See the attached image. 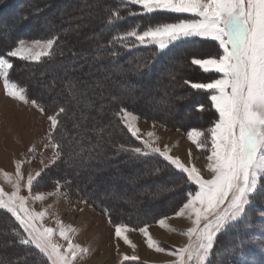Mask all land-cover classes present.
Wrapping results in <instances>:
<instances>
[{
    "label": "snow or ice",
    "instance_id": "obj_1",
    "mask_svg": "<svg viewBox=\"0 0 264 264\" xmlns=\"http://www.w3.org/2000/svg\"><path fill=\"white\" fill-rule=\"evenodd\" d=\"M131 6H138L142 15L187 14L191 18L149 23L139 28L133 25L118 30L117 26L126 17L138 14ZM104 30L114 32L108 43L119 46L109 49L113 57L119 56V48L131 50L137 46L153 47L155 56L170 50L178 42L194 37L215 41L222 50L215 56L193 57L190 60L203 73H216L219 78L209 82L184 80V84L191 89L209 94L210 107L197 104L193 106L196 111L203 113L214 108L218 113L211 126L192 128L187 133L197 149L209 153L206 159L210 179H206L194 164L186 165L179 157L171 155V149L161 150L154 146L156 137L153 132L147 134L149 139L142 138L136 123L139 118L134 113L123 107L114 113L123 128L140 143V146L119 143L115 145L118 150L138 156L158 155L167 165L183 174L184 183L195 189L185 191L186 201L175 213L176 217H186L192 225L181 233L188 237L184 247L175 250L161 247L150 234L148 224L139 228L117 224L115 237L135 249L136 245L129 239L128 233L139 231L146 238L149 248L175 258L171 264H212L217 237L245 220L247 211L256 203L257 193L264 190V0H120L119 5L108 8ZM58 41L59 36L31 41L18 39L13 48L0 53V79L7 97L35 107L50 122L45 147L53 149V156L44 168L65 165L73 169L82 157V139L79 132L69 137L68 122L72 119L73 127L80 129L86 123L85 117L81 115L80 122H75L74 115L65 104L46 108L41 102L42 97L30 98L27 86L11 79L14 70L12 58L36 63L42 58L50 59ZM150 62L137 67H147ZM67 91L72 102L78 105L82 101V92L73 82H68ZM89 131L96 135L98 143L105 140L111 143V132L103 124L95 125ZM29 152L34 158L35 148H30ZM188 154L191 156L190 150ZM22 164V161H16L14 176L2 172L13 191L8 193L0 187V210L9 213L18 224V228L12 229L16 242L21 246H33L46 258L47 264H77L78 258L89 252V249L73 242L71 234L78 230L66 226L59 219L55 229L47 227L43 223L46 212L29 207V201L43 202L53 196H67L68 193L61 190L70 189L72 182L64 178L63 183L55 181L51 191L34 192V188L41 183L39 178L44 169L25 177ZM177 186L183 185L163 190L174 191ZM24 188L28 196L21 195ZM82 202L88 203L87 200ZM169 219L171 217H162L157 224L161 228H169L166 223ZM258 220L264 233V207L258 210ZM57 234L67 242L66 246L54 240ZM251 248L264 252V234L244 233L230 247L233 264H245V250ZM137 259L135 255L123 257L124 261Z\"/></svg>",
    "mask_w": 264,
    "mask_h": 264
},
{
    "label": "trees",
    "instance_id": "obj_2",
    "mask_svg": "<svg viewBox=\"0 0 264 264\" xmlns=\"http://www.w3.org/2000/svg\"><path fill=\"white\" fill-rule=\"evenodd\" d=\"M100 1L0 0V53L13 48L18 39L33 40L59 36L58 44L54 46V55L52 58H42V61L39 63L14 60V70L11 72V79L14 82H19L22 86H27L30 98L42 97L41 102L46 108L56 106L57 104L67 105L70 113L75 117V122H80L79 118L82 115V111H79L80 115L78 116L76 111L80 108V103L77 105L71 101V97L67 91L69 81L77 85L83 93V102L81 101V103H84V107L85 105L91 106L93 103L97 104V101L95 102L93 98L101 103L96 110L91 111L86 108L87 113L84 115L86 123H83L80 129H75L73 127L74 121L72 119L69 120L67 129L69 137L76 136L77 132L80 133L83 150L82 157L77 167L73 169H68L65 165L51 168L50 172L57 171L59 174L58 177H60V179L54 178L52 183L54 184L57 180H61V183H63L64 178H67L72 182V187L66 190H70L80 200H87L89 204L96 206L99 210H103L108 216L110 214L109 217L113 224L124 223L131 227H141L144 224L149 225L153 222L154 217L144 216L140 218L134 211L128 213L119 210L110 204V200L102 201L98 195L99 190H90V188L84 185L85 183L82 184L81 180L78 181L73 179V177H77V169L84 167L86 161L90 164L89 168L91 170L97 168L98 165L107 164V166H110L114 162L117 163V161H122V165L120 164L118 166L122 168V166L129 165L128 161H135L138 167L145 166L148 171L159 169L161 172L164 167L160 164L164 162L158 158V155L138 156L131 152L118 150L115 147L119 143H124L126 146H140V143L131 137L127 130L123 128L115 118L114 113L123 107L149 121L160 122L166 126L176 125L185 130L192 128L190 118L187 117L185 122L182 123L177 120L179 117L181 118L179 116L180 114H175L174 111L176 108H184L188 104L191 107L192 105L201 104L204 99H207L210 105L208 93L193 91L188 85L184 84V80L195 82L196 80L208 81L212 79V76L203 73L197 66L192 65L190 60L193 57L215 56L216 52H212V50H215L213 46H215L216 42L195 37L178 42L170 50L155 56V49L153 47L137 46L131 50L119 48V56L113 57L109 49L119 46L108 43L114 32L104 30L105 18L108 14V8L114 4L119 5L120 0ZM60 2H63L61 4L64 8L59 10V12H55L52 6L53 4L51 5V3ZM47 4L49 7H44ZM131 7L138 14L134 17H126L117 26L118 30L127 29L133 25L139 28L149 23L176 22L178 18H190L185 14L154 13L142 15L140 14L138 6ZM38 8L42 9L41 12L45 16L50 14V19L47 18L46 21L45 17H41L36 12L34 13ZM51 9L52 13H49ZM78 20L81 21L80 24H76L79 22ZM32 25L38 30L28 33L27 31H29ZM13 27L17 29L18 33H15L9 40L3 38V33L6 32V34H9ZM149 60L151 62L148 63L147 67H137ZM17 66H22L23 68L22 73L18 75L25 78L23 81L18 80L16 75H14ZM50 69H54V71L48 72ZM90 69L95 71L90 77L93 82H91L90 78H86L87 73L91 72ZM54 72L56 73L57 80H51L49 82L46 79L48 78V73L51 75ZM102 73L108 76V78L103 75L104 82L99 84L97 82L101 83L100 74ZM29 75L34 78L33 81L29 78ZM39 75L41 77L38 78L37 76ZM37 80L40 82L38 83ZM95 84H99L100 86H96ZM175 84L180 87L179 90L183 92L182 94H180V91L173 90L176 86ZM50 87L52 89V95L43 96L42 92ZM147 87L151 89L149 93L145 91ZM117 88L121 89L120 95L117 91L115 92V89L118 90ZM103 91H107V96H105L106 101L102 98L100 100V97L104 95ZM98 92H101L102 95L99 96ZM184 95H188L190 98L185 99ZM148 96L150 97V101L154 99L153 102H149L154 105L153 110H150L151 112L147 111L146 105H144ZM158 98H163L166 101L164 106H155ZM138 99L143 104L140 102L137 104ZM209 111L211 113L214 112L213 109ZM200 116L203 115L201 114ZM98 124H103L111 132V143L107 140L98 143L96 135L89 131ZM90 159L91 161L93 159V161H89ZM124 161L126 164L123 163ZM109 169L111 168L109 167ZM164 172L162 171L161 174ZM167 174L175 177L177 181L179 180L178 185H183L182 187L177 186L181 194L183 192L185 193L186 189L188 190L193 187L189 184H184V176L177 170ZM145 177L148 179V175ZM143 184L146 183L143 182ZM260 196L263 197L262 199L264 201V190ZM145 204L147 203H141L139 205L146 209L148 205ZM261 207H264L261 203L259 205H253L251 209L254 208V213L249 216L247 215L246 219L236 228L220 235L219 239L222 241V244L219 247L221 248V252L229 254L230 247L248 231L255 232L257 236L264 234L261 231L258 220V210ZM254 219V222L251 221ZM13 228H18V224L14 221V218L6 211L0 210V229L3 231L2 240L4 243L9 242L15 248L12 247V250L6 249V247L1 248L0 264H12L6 263L11 260L20 262L21 256L23 257L22 254L30 256V259L24 258L23 262H28L25 264H47L46 258L33 246H21L16 242L17 238L12 233ZM13 250L17 252L14 253ZM245 251L246 254L252 252L257 256V248L246 249Z\"/></svg>",
    "mask_w": 264,
    "mask_h": 264
},
{
    "label": "rangeland",
    "instance_id": "obj_3",
    "mask_svg": "<svg viewBox=\"0 0 264 264\" xmlns=\"http://www.w3.org/2000/svg\"><path fill=\"white\" fill-rule=\"evenodd\" d=\"M103 1L104 0H101L100 2ZM61 3L63 2L51 3V5L53 4L52 6L54 7L55 10H53L55 12H59V10L64 8ZM44 7L48 8L49 5L47 4ZM41 10V8H38L34 11V13L36 12V14H39L41 17H45L46 21L47 18L50 19V14L45 16V14H42ZM49 13H52V9ZM78 19L80 18L78 17ZM78 21L79 22L76 24L81 23L80 20ZM37 30L38 29L32 25L27 32H36ZM15 33H18V31L13 27L9 34L4 32L3 35H1L3 38H6V40H9L12 38V36H14ZM213 47L215 50H212V52L215 51L217 53L222 51L218 48L217 42ZM12 60L20 61L17 58H12ZM22 69V66H17L14 75H16L18 80L23 81L25 78L18 76L22 73ZM54 69H50L48 72H53ZM90 71V73H87L86 78H90L91 74L93 75L95 72L93 69H90ZM207 74L212 76V79L219 78V74ZM51 75L48 73V78L46 79L49 82L51 80L56 81V73L54 72V74ZM103 75V73L100 74L101 83H97L102 84V82H104ZM37 77L39 78L41 76L39 75ZM105 77L108 78V76ZM29 78H31L32 81L34 80L31 75H29ZM90 80L93 82L91 78ZM209 81L210 80H196L195 82ZM37 82L39 83L40 81L37 80ZM99 84L95 85L100 86ZM2 89L4 90L3 81L0 79V93ZM117 89L118 90L115 89V92L117 91L120 95L121 89ZM179 89L180 87L177 85L173 88V90L181 92ZM51 90V87L47 88V90L45 89V91L42 92V95H52ZM150 90L151 89L148 87L145 88V91H148V93ZM182 93L183 92L180 94ZM98 94L99 96L102 95L101 92H98ZM103 94L104 95L103 97H100V100L102 98L104 101H106L105 96H107V91H103ZM184 97L185 99L190 98L188 95H184ZM146 99L147 100L144 105H146L147 111L151 112L150 110H153L154 105L149 102H153L154 99L150 101L149 96ZM93 100H95V102L97 101V104L93 103V105H85V107L83 106L84 103L80 102V108H78L76 111L78 116L80 115L79 111H82V115L84 116L87 113V110L92 111L96 110V108H99L101 103L97 99L93 98ZM156 101L157 103L155 106H164L166 103L163 98H158ZM17 102L18 101H16V104H14L10 100H3L2 97H0V187H2L8 193L13 191L12 186L5 181L2 172H10L14 176L15 164L16 161L19 160L23 162L22 171L25 177L29 173L34 174L35 172L44 169V172H42L41 177L39 178L41 183L37 188H34V192L51 191L53 190L54 185L52 183L53 179H60V177H58L59 174L57 171H54V169L53 173L50 172L51 168H55L57 165H52L46 169L44 168L45 165L50 163V160L53 156V149L51 147H45V145L48 144L46 137L50 122L46 119V116L42 115L35 107L23 104L21 102H18V105ZM139 102L141 103L140 99H138L137 104H139ZM201 104H205L206 106L210 107L207 99H204ZM213 110L215 112L214 108ZM174 112L175 114H180L179 116H181V118L179 117L177 120L182 123L185 122L187 117L190 118L192 121V128L203 129L209 127L211 126L212 122L218 118V113H211L209 110L201 113L196 111L193 108V105L191 107L190 104L184 108H176ZM201 114L203 116H200ZM135 115L139 118L136 123L140 129V135L142 138L149 139L147 134L149 132H153L156 137L154 146L161 148V150L171 149V155L174 157H179L186 165L191 166L194 164L201 170L202 175H204L206 179L211 178V173L207 171L208 161L206 159V156L209 153L205 150L197 149L196 146L188 139L187 133L192 128L185 130L177 127L176 125L166 126L160 122L149 121L137 114ZM30 148H35L36 150L34 158H32L33 153L29 152ZM189 150L191 151V156L188 154ZM3 156H6L7 158L5 157V159ZM158 158L162 160V158L159 156ZM89 161H91V159ZM128 162L129 165L124 167L122 166V168L118 167L120 164L122 165V161H117V163L114 162V164H111L110 166H107V164H101V166L98 165L97 168L91 170V168H89L90 164L86 161L84 167H79L77 169V177H73V179L78 181L81 180L82 184L85 183L84 185L90 188V190H99L98 195L100 199L102 201L110 200V204L114 207H117L119 210H123L124 212L126 211L128 213L134 211V213L140 218L144 216H153V222L149 224V232L153 239H155L161 247L167 250H175L176 248L184 247L188 243V237L182 235L181 233L186 232L190 227H192V225L186 217H176L175 213L186 201L185 193L183 192L181 194L177 187L174 191L163 190L178 185L179 180L177 181L175 177H171L170 174H167L169 172H175L176 170L173 167L167 165L165 161H163L164 163L160 164L164 167L161 172L153 170L148 171L147 167L145 166L138 167L135 161ZM123 163H125V161ZM4 165L6 167H4ZM109 167L111 169H109ZM162 171H165L166 173L164 172L161 174ZM146 175H148V179L145 177ZM144 178H146V180L143 181ZM143 182L146 184H143ZM81 188L83 189L82 185ZM191 190H195L194 186L191 188ZM61 191L67 192L68 195L49 197L43 202L29 201V207L35 211L46 212V217L43 223L47 227H52L55 229L57 227L56 221L59 219L63 221L66 226L70 225L78 230L75 234H71L73 242L79 244L81 247L89 249V252L83 258H78L77 264H171V261L175 259L174 257L167 255L166 252L160 253L155 251L154 248H149L146 238L139 231L128 233L129 239L136 245L135 249H133L131 246L125 244L123 240L115 237V224L109 222L110 217L103 210L97 209V207L93 206L92 204L83 203V200L75 197L70 190L67 191L66 189H62ZM262 193L263 190L257 193L256 203L254 205H259L260 203L264 205V201L262 199L263 197L260 196ZM21 195L28 196V191L26 188L22 189ZM141 203H147L145 204L148 205L147 208L145 209L144 207L140 206L139 204ZM251 207L247 211L248 216L254 213V208L251 209ZM165 216L171 217V219L166 221V223L169 225V228H161L157 224L158 219ZM81 218H85L84 221ZM251 221L254 222L255 219ZM79 222H83V224ZM170 229H175L176 231H171ZM2 233L3 231L0 229V250L3 247H6V249H11L13 246H11L9 242L4 243L2 240ZM220 235L217 237L213 256L211 257L212 264H233V257H231L229 254H224L221 252V248L219 247V245L222 244V241L219 239ZM54 240L58 244L66 246L67 242L59 237L58 234L54 236ZM124 247L125 251L121 250ZM13 252L16 253L17 251L13 250ZM22 255L23 257L21 256V260H19L20 262L11 260L10 262L8 261L6 263H28H24L23 260L24 258L30 259V256L26 254ZM125 255H135L138 257V259L136 261H124L123 257ZM245 257L246 258H243L245 264H264V252H261L259 249H257V256H255V253L248 252Z\"/></svg>",
    "mask_w": 264,
    "mask_h": 264
},
{
    "label": "crops",
    "instance_id": "obj_4",
    "mask_svg": "<svg viewBox=\"0 0 264 264\" xmlns=\"http://www.w3.org/2000/svg\"><path fill=\"white\" fill-rule=\"evenodd\" d=\"M0 97H2V99L3 100H6V99H8V100H10L11 102H13L14 104H16V101L15 100H13V99H11V98H9V97H7L6 95H5V90H1V93H0ZM8 103V102H7ZM9 104H12V103H9ZM17 104H18V102H17ZM19 105V104H18ZM4 167H6L5 165H4ZM0 169H1V167H0ZM12 171V170H11ZM10 173V172H9Z\"/></svg>",
    "mask_w": 264,
    "mask_h": 264
},
{
    "label": "bare ground",
    "instance_id": "obj_5",
    "mask_svg": "<svg viewBox=\"0 0 264 264\" xmlns=\"http://www.w3.org/2000/svg\"><path fill=\"white\" fill-rule=\"evenodd\" d=\"M8 140H9V139H8ZM8 143H9V142H8ZM8 143H7V144H8ZM3 157H4V156H3ZM5 157H6V156H5ZM5 157H4V158H5ZM6 158H7V157H6ZM6 158H5V159H6ZM81 219H83V218H81ZM84 219H85V218H84ZM84 219H83V221H84ZM79 223H81V222H79ZM81 224H83V222H82ZM81 224H80V225H81ZM125 247H126V246H125ZM125 247L122 248L121 250H124V251H125Z\"/></svg>",
    "mask_w": 264,
    "mask_h": 264
}]
</instances>
